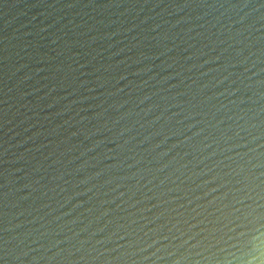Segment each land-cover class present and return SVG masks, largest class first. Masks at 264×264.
<instances>
[{
	"label": "water",
	"instance_id": "obj_1",
	"mask_svg": "<svg viewBox=\"0 0 264 264\" xmlns=\"http://www.w3.org/2000/svg\"><path fill=\"white\" fill-rule=\"evenodd\" d=\"M0 264H264V0H0Z\"/></svg>",
	"mask_w": 264,
	"mask_h": 264
}]
</instances>
